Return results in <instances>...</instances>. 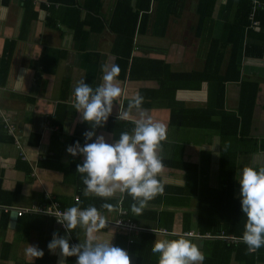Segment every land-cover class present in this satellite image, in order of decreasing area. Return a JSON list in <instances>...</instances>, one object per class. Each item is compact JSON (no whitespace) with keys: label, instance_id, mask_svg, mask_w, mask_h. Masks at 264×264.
<instances>
[{"label":"crops","instance_id":"crops-1","mask_svg":"<svg viewBox=\"0 0 264 264\" xmlns=\"http://www.w3.org/2000/svg\"><path fill=\"white\" fill-rule=\"evenodd\" d=\"M24 2L0 0V204L18 208L51 198L65 208L95 206L109 220L97 235L126 250L132 264H158L159 253L151 251L155 241L187 236L185 231L200 234L188 237L203 252V264H264V246L251 252L237 236L246 223L241 171L264 167V41L242 28L240 78L224 82L222 104L216 74H225L231 44L216 70L214 61L207 63L211 40L239 16V0H215L211 15L200 0H32L30 7ZM105 65L119 66L114 83L122 95L96 135L113 143L122 132L131 133L140 113L133 109L126 119L118 114L137 94L144 98L146 117L167 127L160 151L165 167L158 177L163 193L139 216L127 192L109 199L86 195V174L76 171L84 157L67 152L76 141L83 146V133L92 130L73 107L74 88L80 80L93 89L101 85ZM241 81L258 83L249 140L232 132L231 118L221 111L237 107ZM5 117L14 121V134L4 127ZM119 206L139 230L112 222ZM10 213L0 209V264H76L77 257H63L48 243L53 233L70 245L83 243V228L69 232L44 214L25 212L13 220ZM205 218L230 225V232L222 226L212 230L202 223ZM221 234L239 239L226 241ZM30 245L43 250V257L28 255Z\"/></svg>","mask_w":264,"mask_h":264},{"label":"clouds","instance_id":"clouds-1","mask_svg":"<svg viewBox=\"0 0 264 264\" xmlns=\"http://www.w3.org/2000/svg\"><path fill=\"white\" fill-rule=\"evenodd\" d=\"M103 68L101 85L93 89L80 80L74 88L73 107L81 114L82 120L91 125L92 130L83 133V146L76 141L67 147V152L74 157H84L76 171L86 174L83 176L86 195L91 193L109 199L117 192H127L136 201L131 205V210L139 216L149 201L163 193V185L158 177L165 167L160 151L162 142L167 139V127L146 117L141 110L144 98L137 94L129 101L127 109L118 114V119H126L133 109L140 113L141 118L134 121L132 132H122L113 143L106 142L103 135L97 136L95 129L106 124L114 102L122 95L121 87L114 83L120 74L119 66L112 65L109 69L105 65ZM239 185L241 211L246 216L241 239L249 251L254 252L264 246V167H243ZM101 207L111 210L113 206L103 204ZM56 217L69 232L78 226L83 228L86 239L83 243L70 245L67 237L58 238V234L53 233V239L48 243L49 250L59 248L63 257H77L76 264H132L126 250L97 235L100 229L107 227L108 221L95 206L85 209L72 206ZM151 251L159 253L158 264H203L205 259L198 245L188 236L158 239ZM26 252L33 258L44 255L43 250L31 245Z\"/></svg>","mask_w":264,"mask_h":264},{"label":"trees","instance_id":"trees-1","mask_svg":"<svg viewBox=\"0 0 264 264\" xmlns=\"http://www.w3.org/2000/svg\"><path fill=\"white\" fill-rule=\"evenodd\" d=\"M8 1L9 0H2V3L7 4ZM31 3L32 0H25L24 2L25 6L27 7H30ZM214 3L215 0H200V5H202L203 8L207 7V5L209 6V8H207L208 15H211ZM250 4V0H239V16H236V18L226 24V28L224 29L225 31L223 32L221 38H213L211 40L207 63L210 61L211 64L214 61L215 70L218 68L219 63L223 58V52L225 47L228 44H231V52L227 62L226 72L224 75L221 76H218L216 74L220 92V104H222V98L225 90L224 82L230 80H239L240 78L239 66L236 62V55L239 49V39L242 32V28L246 27L248 31H250L252 34H256L259 39L264 41V10L259 11L255 16V19L259 21V32L255 33L254 28L251 27V21L248 19ZM198 30L200 31L199 28ZM258 54H260V52ZM257 91V82L241 81L237 107L234 110H221L222 114L225 115L227 120L231 118V121L233 122L232 132L239 133L243 137V140H249V137L247 135L250 131V126L252 123V114ZM219 127V129H222L221 125ZM207 221L208 218H205L202 223L206 222V225L209 226V228H211L212 230H217L218 228H220V226H222L226 232H230L229 227L231 226L225 223L219 224V219L209 220L208 222ZM204 225L205 224H200V228H203L202 226ZM242 234L243 232H238L237 236L242 237Z\"/></svg>","mask_w":264,"mask_h":264},{"label":"built area","instance_id":"built-area-1","mask_svg":"<svg viewBox=\"0 0 264 264\" xmlns=\"http://www.w3.org/2000/svg\"><path fill=\"white\" fill-rule=\"evenodd\" d=\"M250 1H251V4H250L249 12H248V19L251 21L252 26H256L257 21L255 19V16L260 10L264 9V0H250ZM4 127L7 129L9 133L14 134L15 129H16L15 124H14V121L11 120L9 117H5L4 119ZM77 199L78 198H76V200ZM119 203H121V200L119 201ZM0 209L4 210L5 212L15 209L17 216H21L25 212H30V213L33 212V213L44 214V215L53 217L55 220H57L56 216H60L68 208L61 206V204L58 201L49 198L47 202L42 203L40 205L22 206L18 208H13L10 205L0 204ZM117 214H118V217L114 221H112L114 224L120 227H125L126 229L130 231H137L140 229L139 226H137L133 220L125 216L126 210L122 206H119ZM106 220L109 221L108 219ZM59 224L60 226L64 227L62 223L59 222ZM156 230L163 232V233H169V231L166 229H156ZM183 235L199 236L200 234L198 233L194 234L191 231H185L183 232ZM219 236L225 239L226 241H237L239 239L238 237L233 236V235L221 234Z\"/></svg>","mask_w":264,"mask_h":264},{"label":"water","instance_id":"water-1","mask_svg":"<svg viewBox=\"0 0 264 264\" xmlns=\"http://www.w3.org/2000/svg\"><path fill=\"white\" fill-rule=\"evenodd\" d=\"M10 218L13 219V220H15L17 218L16 210H11Z\"/></svg>","mask_w":264,"mask_h":264}]
</instances>
